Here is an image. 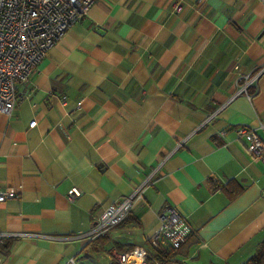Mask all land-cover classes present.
Returning <instances> with one entry per match:
<instances>
[{"label":"crops","instance_id":"0c3cea01","mask_svg":"<svg viewBox=\"0 0 264 264\" xmlns=\"http://www.w3.org/2000/svg\"><path fill=\"white\" fill-rule=\"evenodd\" d=\"M262 66L260 0H95L0 112V191L15 192L0 264H119L136 246L145 264H244L264 241V162L234 127L264 139ZM136 189L121 223L87 235ZM165 205L193 228L173 263L149 243Z\"/></svg>","mask_w":264,"mask_h":264},{"label":"built area","instance_id":"2783aa9c","mask_svg":"<svg viewBox=\"0 0 264 264\" xmlns=\"http://www.w3.org/2000/svg\"><path fill=\"white\" fill-rule=\"evenodd\" d=\"M95 0H0V112L11 114L16 106L17 85L20 80H27L39 61L55 44L59 36L74 22L82 19ZM264 3V0H260ZM173 9L182 10L176 1ZM264 73V66L258 74ZM240 92V91H239ZM35 120L29 123L33 126ZM237 137H244L247 150L257 160L264 162V139L246 126L234 127ZM225 135V129L218 132ZM80 190L73 186L67 196L74 198ZM14 190L0 191V202L14 197ZM141 193L136 189L121 201L107 206L95 220L89 237H95L105 230L121 223ZM159 224L149 238L150 245L158 247L164 242L176 249L193 234V228L172 205H165L158 213ZM148 256L142 247H134L117 255L119 264L136 261L143 264ZM65 264H77L69 259Z\"/></svg>","mask_w":264,"mask_h":264},{"label":"trees","instance_id":"16d2710c","mask_svg":"<svg viewBox=\"0 0 264 264\" xmlns=\"http://www.w3.org/2000/svg\"><path fill=\"white\" fill-rule=\"evenodd\" d=\"M229 194L234 195V192ZM152 248L155 250L154 254L157 260L159 261L168 260L170 263L174 262L170 260L174 258L173 256L175 255V252L178 248L173 249L171 247H153V246ZM244 264H264V241L261 242L255 254L252 255Z\"/></svg>","mask_w":264,"mask_h":264},{"label":"bare ground","instance_id":"6f19581e","mask_svg":"<svg viewBox=\"0 0 264 264\" xmlns=\"http://www.w3.org/2000/svg\"><path fill=\"white\" fill-rule=\"evenodd\" d=\"M135 258H137V257H135ZM136 260V264H142L141 262L142 261H140V259H135ZM134 264V263H133Z\"/></svg>","mask_w":264,"mask_h":264}]
</instances>
